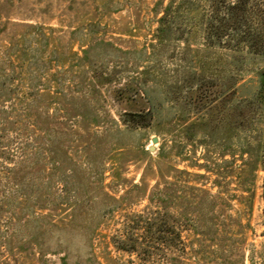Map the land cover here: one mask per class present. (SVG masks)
I'll return each mask as SVG.
<instances>
[{
  "label": "rangeland",
  "instance_id": "374dc122",
  "mask_svg": "<svg viewBox=\"0 0 264 264\" xmlns=\"http://www.w3.org/2000/svg\"><path fill=\"white\" fill-rule=\"evenodd\" d=\"M169 1L0 0V264H264L260 171L238 249L220 255L207 239L238 208L222 191L237 193L240 162L225 185L218 155L228 52L203 39L202 2ZM255 87L245 74L235 98ZM147 110L145 126L119 116ZM156 212L164 224L127 228ZM173 224L178 249L144 256L112 243L157 246Z\"/></svg>",
  "mask_w": 264,
  "mask_h": 264
},
{
  "label": "trees",
  "instance_id": "16d2710c",
  "mask_svg": "<svg viewBox=\"0 0 264 264\" xmlns=\"http://www.w3.org/2000/svg\"><path fill=\"white\" fill-rule=\"evenodd\" d=\"M172 1L170 0L164 7L165 10L170 8ZM197 2H202L200 22L203 39L208 46L220 47L228 52V61L224 62L221 71L225 92L221 103L217 105L221 129V137L218 139L219 166L225 185L229 182L226 180L229 173H233L234 162L236 160L240 162L234 174V190L237 193L229 194L222 191L224 206L231 207L230 202L235 201L238 208L234 214L223 213L220 223L210 226L209 231L214 229L207 238L209 242L216 241L214 251L222 255L229 253L232 249H238L239 243H231V241H243L242 235L249 226L248 223H242V219L245 216L248 218L252 209L254 183L258 171L262 173L259 185V198L262 204L260 235L264 237V0H178L176 10H181L185 5L187 10H192ZM164 18L165 15L159 19L164 20ZM245 74L254 75L256 87L249 95L235 98V85ZM229 80L233 82L232 88L228 86ZM217 106L209 104L207 107L205 136L209 140L213 139L216 128L213 114ZM119 116L125 124L145 126L151 118V112L149 110L142 113L125 111ZM204 145L210 148L213 143L207 140ZM202 167L209 168L207 165ZM185 173L189 174V172ZM199 175L194 174V176ZM206 193L209 194L207 191ZM209 206L211 208L212 204ZM210 213H213V210ZM135 217L136 219L127 226L131 231L139 228L148 231L153 224L165 223L164 214L160 212L149 217L142 215H135ZM177 228L174 224L171 226L172 232L176 235L169 242H163L159 238L151 241L157 246H147L146 236L141 238L128 236L112 243L117 250L148 256L152 249H159L165 243L168 247L178 249L181 241ZM212 243L214 242H211L210 246H213ZM258 254L264 258V242ZM240 256H243L242 252ZM249 259L252 264V258L249 257Z\"/></svg>",
  "mask_w": 264,
  "mask_h": 264
},
{
  "label": "water",
  "instance_id": "95a60500",
  "mask_svg": "<svg viewBox=\"0 0 264 264\" xmlns=\"http://www.w3.org/2000/svg\"><path fill=\"white\" fill-rule=\"evenodd\" d=\"M152 140L155 142V141H156V138L154 137V138H152ZM153 149H154L153 146H150V147H149V151H152Z\"/></svg>",
  "mask_w": 264,
  "mask_h": 264
}]
</instances>
